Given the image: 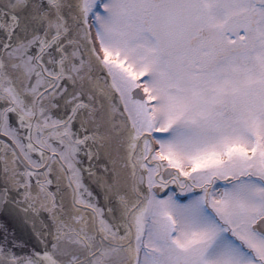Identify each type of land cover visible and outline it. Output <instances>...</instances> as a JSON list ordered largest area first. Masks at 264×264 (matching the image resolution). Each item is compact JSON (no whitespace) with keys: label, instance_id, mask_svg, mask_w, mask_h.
<instances>
[{"label":"snow or ice","instance_id":"1","mask_svg":"<svg viewBox=\"0 0 264 264\" xmlns=\"http://www.w3.org/2000/svg\"><path fill=\"white\" fill-rule=\"evenodd\" d=\"M0 264H264V0H0Z\"/></svg>","mask_w":264,"mask_h":264}]
</instances>
